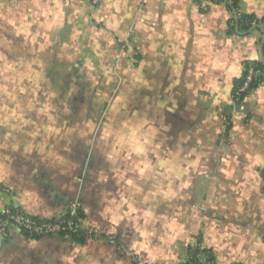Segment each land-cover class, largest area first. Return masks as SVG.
<instances>
[{
    "label": "crops",
    "instance_id": "1",
    "mask_svg": "<svg viewBox=\"0 0 264 264\" xmlns=\"http://www.w3.org/2000/svg\"><path fill=\"white\" fill-rule=\"evenodd\" d=\"M236 7L264 19V0ZM233 17L212 0H0V209L54 219L77 201L88 234L11 229L0 264H264V75L235 96L264 31Z\"/></svg>",
    "mask_w": 264,
    "mask_h": 264
},
{
    "label": "built area",
    "instance_id": "2",
    "mask_svg": "<svg viewBox=\"0 0 264 264\" xmlns=\"http://www.w3.org/2000/svg\"><path fill=\"white\" fill-rule=\"evenodd\" d=\"M224 1L225 5H232L234 2V0ZM97 3L98 0H92V5L96 6ZM263 75L262 72L254 69L253 64H249L246 69L245 79L237 89V97L240 98V95L248 93L252 81ZM79 210L78 202L73 201L68 205L63 214L67 215L66 219H61L60 217L56 219H38L28 215L14 205H7L0 209V241L8 237L11 229H16L22 234L34 239H44L61 233L67 235L78 233L82 230V218L78 216ZM188 257L184 261H187ZM198 257L200 264H206L200 256ZM184 261L180 264H184Z\"/></svg>",
    "mask_w": 264,
    "mask_h": 264
},
{
    "label": "trees",
    "instance_id": "3",
    "mask_svg": "<svg viewBox=\"0 0 264 264\" xmlns=\"http://www.w3.org/2000/svg\"><path fill=\"white\" fill-rule=\"evenodd\" d=\"M212 1L225 4L224 0H212ZM236 4H237V0H234L232 5L226 4V6L230 9V11L233 12V16H234L231 20V23H230V29L232 31H235V30L238 32L242 31V32H244V34L248 33L249 31L258 30V29L264 31V19H257L256 17L251 16V15H237ZM249 64H253V67L255 70L260 71L264 74V42L262 43V59H261V61H259V62H248L245 64L243 76L235 88V90H236L235 96H237L236 95L237 89L242 85V83L245 79L246 69H247ZM262 81H263V79L261 76L257 77L255 80L252 81L249 89L256 88L257 85L259 83H261ZM242 96L243 95H240V97H242ZM78 216L80 218H82L81 210H79ZM60 218L66 219L67 215H61ZM54 219H56V218H54ZM59 235H67V234L61 233ZM24 236L28 237L26 235H24ZM68 236L72 237L73 239H75L77 241H82L86 236H88V234L83 233L81 230L75 234H68ZM28 238H31V237H28ZM31 239H34V238H31ZM200 253L201 254H199L196 250L192 251L189 254L188 260L184 261V264H186V263L200 264V259L198 257L199 255H201L202 259L204 260V262H206V264H214L213 259L211 258V255L207 251L203 250Z\"/></svg>",
    "mask_w": 264,
    "mask_h": 264
}]
</instances>
